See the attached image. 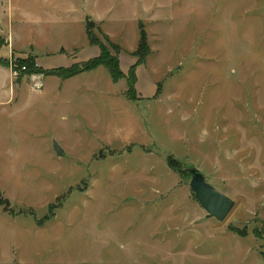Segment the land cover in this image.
Instances as JSON below:
<instances>
[{"label":"rangeland","instance_id":"rangeland-1","mask_svg":"<svg viewBox=\"0 0 264 264\" xmlns=\"http://www.w3.org/2000/svg\"><path fill=\"white\" fill-rule=\"evenodd\" d=\"M89 22L126 75L146 33L136 101L105 67L51 75L100 55ZM0 60V264H264V0H0Z\"/></svg>","mask_w":264,"mask_h":264},{"label":"trees","instance_id":"trees-1","mask_svg":"<svg viewBox=\"0 0 264 264\" xmlns=\"http://www.w3.org/2000/svg\"><path fill=\"white\" fill-rule=\"evenodd\" d=\"M94 24L88 23V38H89V44L91 46L99 47L100 49V55L94 59H90L86 63H79L69 68H59L56 71H53L51 75H55L58 78H61L62 80H68L70 78H73L81 73L89 72L92 70H96L99 67H105L107 71L109 72V75L114 83H118L120 80L125 79L128 82L129 90L127 93V97L131 101H136V69L144 64L145 59L150 54V50L148 48L147 43V35L142 30L140 34V41H139V49L137 52L133 54V57L136 58L135 64L131 67V70L128 75L124 74L121 65H120V54H121V47L115 43H113L109 37L104 36L103 34V40L102 41L94 32ZM111 47L115 51V55H112V53L109 50V47ZM18 66L20 69L25 68L26 74H32L35 72H41L43 73L42 69H36V59L34 57H28L26 59H19ZM0 64L4 67H8V62L0 60ZM25 73V72H24ZM168 164L171 167L176 166L177 162L174 158L171 156L168 158ZM184 169V168H183ZM182 170V169H181ZM183 173V172H181ZM187 174V173H183ZM188 175V174H187ZM189 176V175H188ZM8 204L7 200H2V193L0 191V206H4Z\"/></svg>","mask_w":264,"mask_h":264},{"label":"water","instance_id":"water-1","mask_svg":"<svg viewBox=\"0 0 264 264\" xmlns=\"http://www.w3.org/2000/svg\"><path fill=\"white\" fill-rule=\"evenodd\" d=\"M54 150L58 156L63 154V150L57 142L54 143ZM181 172L187 173L191 177L189 186L202 208L206 211L207 218H214L223 222L233 210L235 201L211 185L199 169L184 168Z\"/></svg>","mask_w":264,"mask_h":264},{"label":"crops","instance_id":"crops-1","mask_svg":"<svg viewBox=\"0 0 264 264\" xmlns=\"http://www.w3.org/2000/svg\"><path fill=\"white\" fill-rule=\"evenodd\" d=\"M8 37L10 38V35H8ZM9 38H7L6 40H9ZM13 47V46H12ZM5 89L7 90L8 92V96H7V102H10L11 100H14V93H12L11 91H9L6 86H5ZM264 258V256H263Z\"/></svg>","mask_w":264,"mask_h":264},{"label":"built area","instance_id":"built-area-1","mask_svg":"<svg viewBox=\"0 0 264 264\" xmlns=\"http://www.w3.org/2000/svg\"><path fill=\"white\" fill-rule=\"evenodd\" d=\"M24 70H25V68H24ZM13 71H14L13 73L15 74V76H17V74H18L17 71H15V70H13Z\"/></svg>","mask_w":264,"mask_h":264}]
</instances>
